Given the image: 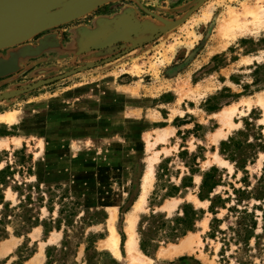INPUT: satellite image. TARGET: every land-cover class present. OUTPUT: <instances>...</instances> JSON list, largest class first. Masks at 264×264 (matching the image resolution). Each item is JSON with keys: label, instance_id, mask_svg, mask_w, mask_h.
I'll use <instances>...</instances> for the list:
<instances>
[{"label": "rangeland", "instance_id": "1", "mask_svg": "<svg viewBox=\"0 0 264 264\" xmlns=\"http://www.w3.org/2000/svg\"><path fill=\"white\" fill-rule=\"evenodd\" d=\"M246 7L257 11L254 17L260 21L244 16L239 27L224 33L231 14L239 16ZM126 25L136 26V33L92 49ZM261 97L264 0H106L82 16L52 23L21 43L0 48V113L20 114L16 123H0V141L8 140L0 148V169H15L2 187L5 201L17 205L15 187L23 183L21 193H31L35 201L33 214L53 222L60 217V204L56 198L49 212L48 187L61 183L72 195H84L85 203L72 226L53 229L59 235H46L39 225L18 237L9 223L0 261L26 264L44 247L43 264H143L135 260L138 250L145 264H264V150L246 162V170L221 153V141L246 131L248 122L254 126L242 139L254 142L259 132L264 134ZM224 111L232 113L227 124L221 122ZM23 148L25 154L19 153ZM181 151L188 154L181 156ZM195 162L201 171L219 167L223 185L216 193L232 191L230 183L254 192L245 202L257 220L250 239L237 240L231 230L210 237L213 215L210 202L199 200V174L193 177L194 187L167 194L190 175L189 165ZM121 176L128 180L122 194L117 191ZM37 183L41 191L29 187ZM41 193L42 202L37 201ZM184 202L206 210L196 229L175 242L162 241L151 256L145 254L139 244L141 216L152 211L173 216ZM89 207L107 217L91 223L84 219ZM2 210L0 205V218ZM218 217H227L223 230L237 225L236 214L227 209L221 208ZM129 218L136 219L133 229ZM112 227L120 238L119 255L108 247ZM132 231L137 250L128 245ZM89 243L94 245L86 251ZM48 247H53L50 263Z\"/></svg>", "mask_w": 264, "mask_h": 264}, {"label": "trees", "instance_id": "2", "mask_svg": "<svg viewBox=\"0 0 264 264\" xmlns=\"http://www.w3.org/2000/svg\"><path fill=\"white\" fill-rule=\"evenodd\" d=\"M247 130L238 131L236 135L229 137L227 140L221 141V153L226 154L228 159L234 161L237 167L245 169V164L250 161L259 153L260 150H264V134L259 132L256 137V141H245L242 136L248 135L254 126L253 123L248 122ZM25 149H21L19 153L25 154ZM18 153V151H17ZM181 156L188 154V151H181ZM26 158V157H25ZM32 158V155L27 157ZM190 175L186 174L182 177L180 186L173 185L171 191L167 193L169 196H176L175 194L182 188L194 187L193 177L195 174H199L202 177L199 185L198 196L202 201H209L210 205L208 211L212 213L213 217L210 221V231L208 234L210 237L215 238L217 233L226 234V230H231L238 236L237 240L250 239L253 235V231L256 228L257 220L255 219L254 211L250 212L247 201L248 197L254 192L247 189V186L236 187L230 183L232 191L225 190V194L222 192L216 193V189L219 185H223L222 173L219 167L212 166L208 170L201 171L198 167V163L190 164ZM28 170L32 173V167H28ZM15 169L10 165H6L0 169V205L3 206L2 216L0 218V244L5 239L9 238L10 232L8 230V224H14V234L18 237L26 235L31 231L33 227L42 225L44 232L48 235L54 228L61 230L62 225L65 224L70 227L74 223V216L77 211L81 208L84 203V195H72L70 188H63L61 183L54 184V187H48L45 191L47 195V202L49 212L51 213L54 209L53 202L56 198L59 199V218L52 221L49 219H40V215L33 214L34 208L32 203L35 202L31 193L23 195L21 189L23 183L17 184L15 190L18 192L20 202L12 206L11 202L5 201V197L2 193V187L7 186L9 180L13 178ZM28 185V184H26ZM30 188L35 187L40 189V184H30ZM63 189L62 193L58 195L57 190ZM40 194V193H39ZM45 195H38L37 201L42 202L45 200ZM264 200V197H262ZM249 200V199H248ZM227 209L231 213H235L237 216V225L234 227L229 225L227 229L223 230L220 228L221 224L226 220L227 217L221 219L218 217L219 210ZM263 210V208H261ZM206 213L203 208H197L191 202H184L178 208L173 216H168L166 212L152 211L148 215H142L138 233L140 236V249L147 255L151 256L160 247L162 241L175 242L178 239L186 236L188 232L194 231L199 220H201ZM264 213V211H263ZM84 219L91 220V223H100L102 218H106L103 210L94 208L91 212V208L84 209ZM249 216H253L252 222L248 223ZM12 218L14 220L12 221ZM68 230L64 229V242L63 245L67 246ZM125 235L122 234V242L125 243ZM94 243H89L86 246V251H89ZM53 247L47 248L48 263H50L51 252ZM184 259V257H181ZM115 260V259H114ZM8 259L0 261V264H6ZM14 261L13 264H16ZM117 261L115 260L114 263Z\"/></svg>", "mask_w": 264, "mask_h": 264}, {"label": "bare ground", "instance_id": "3", "mask_svg": "<svg viewBox=\"0 0 264 264\" xmlns=\"http://www.w3.org/2000/svg\"><path fill=\"white\" fill-rule=\"evenodd\" d=\"M104 1L106 0H67L65 2H63V0H29L23 7L15 10H6V8L2 4H0V48H5L21 43L31 38L45 26L51 25L52 23L58 21H66L75 17L82 16ZM56 6H58V8H56L57 10H55L54 12L51 11V13L50 10ZM251 9L247 7L244 8V11L239 16L232 13L230 19L224 26V33L229 32L226 30L232 28L233 25H235V27H239L241 17H254L257 14V11ZM254 19L256 20V22L260 21V18H258V16L256 18L254 17ZM245 59L246 58H244V60ZM246 60L250 61V58H247ZM259 102L264 106V97H261ZM222 115L224 118L228 119L229 117L230 119L232 113L230 111H224ZM19 116L20 114L17 111H7L5 113H0V123H16L19 120ZM1 139L2 140L0 141V148L3 146H8V140L3 138ZM40 147L42 149H45V142H41ZM151 177L152 167H150V172L147 176V179H150ZM127 181V177L121 176L118 179L117 191L120 194L126 191L128 187ZM114 216L115 209H112V217L110 219H114ZM128 225L133 229L136 226V219L129 218ZM130 236L131 237L128 240V245L130 248L137 250L138 240H135V238L133 237V231ZM119 241L120 238L118 234H116L115 229L112 227V234L110 239L108 240V247L118 255ZM143 256L144 255L140 252V250H138V256H135V260L137 262L145 264L146 258Z\"/></svg>", "mask_w": 264, "mask_h": 264}, {"label": "water", "instance_id": "4", "mask_svg": "<svg viewBox=\"0 0 264 264\" xmlns=\"http://www.w3.org/2000/svg\"><path fill=\"white\" fill-rule=\"evenodd\" d=\"M29 0H0V4H2L6 10H15L18 8L23 7ZM137 27L133 25H126L125 27L114 31L111 33L107 38L101 40L100 42L93 44L92 49H101V48H106L109 46H112L119 41H122L126 39L129 36H132V34L136 33ZM75 71L68 72L67 74L55 77H65L67 75H70L71 73H74ZM39 84H36L32 86L31 88L36 87ZM28 90V89H26Z\"/></svg>", "mask_w": 264, "mask_h": 264}, {"label": "crops", "instance_id": "5", "mask_svg": "<svg viewBox=\"0 0 264 264\" xmlns=\"http://www.w3.org/2000/svg\"><path fill=\"white\" fill-rule=\"evenodd\" d=\"M10 49H12V48H10ZM221 118H222V120H221V122H223L224 124H227L228 122H230L231 121V118L229 119V117H228V119H226V118H224L223 117V115L222 116H220ZM230 117H232V115L230 116ZM198 178H199V181H200V179H201V177L200 176H197ZM200 200V199H199ZM202 201V200H201ZM203 202H208L209 203V201H203ZM38 227H36V229H37ZM53 235L54 234H60V231H52L51 232ZM54 238L52 237L51 239H49V241L51 242L52 240H53ZM45 244H47L48 242H44ZM44 257H45V254H44V247H42V248H40V250L38 251V252H36L27 262H26V264H43V260H44Z\"/></svg>", "mask_w": 264, "mask_h": 264}]
</instances>
